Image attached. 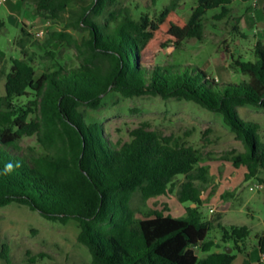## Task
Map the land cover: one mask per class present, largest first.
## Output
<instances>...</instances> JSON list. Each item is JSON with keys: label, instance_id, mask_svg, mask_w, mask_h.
Segmentation results:
<instances>
[{"label": "trees", "instance_id": "16d2710c", "mask_svg": "<svg viewBox=\"0 0 264 264\" xmlns=\"http://www.w3.org/2000/svg\"><path fill=\"white\" fill-rule=\"evenodd\" d=\"M78 1L83 0L31 2L40 18L60 23L67 15L63 30L50 32L44 43L33 41L29 26L22 24L16 41L20 57L12 59L0 96V207L16 203L53 222H77L78 241L93 264H233V253L211 251L232 241L241 251L250 230L219 225L220 242L208 239L214 223L204 221L200 212L203 185L210 179L202 152L184 137L166 136L146 125L133 129L129 141H114L103 121L90 119L83 108H102L111 93L195 102L220 114L245 147L218 160L246 168L245 180L256 178L264 184L260 126L238 113L244 106L264 105V42L255 43L254 61H242L229 51L231 66L246 77L240 83H221L183 65L147 66L142 58V48L160 26L168 23L177 46L201 41L209 11L220 10L212 19L223 21L236 2L250 0H198L184 26L168 21L181 0H171L153 14L147 7L125 6L122 0H91L74 9ZM151 1L155 7L160 0ZM256 1L264 18V0ZM239 22L235 18V31ZM5 27L0 18V35ZM76 31L88 34L78 39ZM63 43L75 49L77 65L67 68L48 50L51 64L39 74L30 44L47 50ZM32 136L38 147L23 149L21 141ZM8 162L19 166L3 175ZM179 176L185 178L178 200L188 204L186 217L165 215L167 209L140 217L132 205L135 196L147 202L168 195ZM216 218L220 221L222 215ZM258 247L264 256V234L258 236ZM197 249L207 255L201 257ZM2 250L9 253L6 245Z\"/></svg>", "mask_w": 264, "mask_h": 264}, {"label": "rangeland", "instance_id": "374dc122", "mask_svg": "<svg viewBox=\"0 0 264 264\" xmlns=\"http://www.w3.org/2000/svg\"><path fill=\"white\" fill-rule=\"evenodd\" d=\"M37 0H6L0 4V18L6 27L0 35V96L5 93V74L10 70L12 59L20 57L16 41L21 35L22 24H27L34 34L33 41L44 43L52 31H61L67 15L60 23L38 17L31 6ZM171 0H160L154 7L151 0H122V4L135 8H149L151 14L159 13ZM198 0H181L178 8L168 18L170 23L184 26ZM91 0L78 1V9L90 5ZM220 10H211L206 15L204 38L193 39L177 46L176 39L169 34L168 23L160 26L151 41L142 48V58L147 66L177 64L190 70L199 69L221 83H240L246 79L231 66L230 52L242 61H254L253 47L258 40L264 42V18L260 1L236 2L232 15L223 21L212 17ZM235 18H240L238 31L234 30ZM41 31L44 36L36 37ZM87 32H74L78 39ZM244 35L245 38L242 36ZM36 52L35 60L39 74L51 64L46 52L55 51L57 60L67 68L77 65L74 48L55 44L47 50L29 46ZM230 51V52H229ZM87 117L103 121L114 141H129L133 129L146 125L166 136L186 138L205 157L210 169L209 182L204 184L203 204L200 207L204 221H212L213 229L208 239L220 242L219 225L230 228L233 225L247 226L250 235L240 243L241 251L230 244L221 243V248L212 252L228 251L235 255L233 264H264V256L258 247V236L264 234V184L258 179L245 180L246 168H234L231 163L220 161L225 153L244 152L243 143L225 124L220 114L211 112L199 104L186 100L164 99L159 96L143 95L125 98L111 93L105 97L104 105L98 110L83 108ZM239 117L245 122L260 126L259 138L264 142V105L244 106L238 109ZM23 149L38 147L35 136L24 138ZM264 180V173L260 175ZM184 177L175 180V187L168 195L142 202L139 195L133 200L140 217L153 211H165L176 218L186 217V207L178 200V192ZM263 186V188H262ZM214 209V213H211ZM217 214L222 215L216 221ZM80 228L77 222L61 224L46 219L38 211L21 204L0 207V264H93L88 249L78 241ZM6 245L9 253L2 247ZM197 253L204 257L207 254ZM7 255V257H5ZM43 255V257H41Z\"/></svg>", "mask_w": 264, "mask_h": 264}, {"label": "clouds", "instance_id": "9594fccd", "mask_svg": "<svg viewBox=\"0 0 264 264\" xmlns=\"http://www.w3.org/2000/svg\"><path fill=\"white\" fill-rule=\"evenodd\" d=\"M18 164H13L12 162H8L3 169V175H8L11 174L12 172L15 171V169L18 167Z\"/></svg>", "mask_w": 264, "mask_h": 264}, {"label": "built area", "instance_id": "2783aa9c", "mask_svg": "<svg viewBox=\"0 0 264 264\" xmlns=\"http://www.w3.org/2000/svg\"><path fill=\"white\" fill-rule=\"evenodd\" d=\"M6 2V0H0V4ZM37 38H41L44 36V33L41 31H38L35 33ZM263 188V186H262ZM211 213H214V209H211Z\"/></svg>", "mask_w": 264, "mask_h": 264}, {"label": "water", "instance_id": "95a60500", "mask_svg": "<svg viewBox=\"0 0 264 264\" xmlns=\"http://www.w3.org/2000/svg\"><path fill=\"white\" fill-rule=\"evenodd\" d=\"M231 251H232V250L229 249L227 252H228V253H231Z\"/></svg>", "mask_w": 264, "mask_h": 264}]
</instances>
